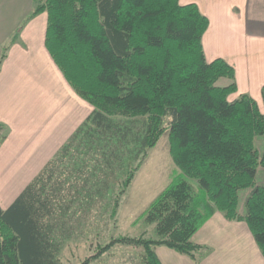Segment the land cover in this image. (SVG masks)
<instances>
[{"label": "trees", "instance_id": "obj_1", "mask_svg": "<svg viewBox=\"0 0 264 264\" xmlns=\"http://www.w3.org/2000/svg\"><path fill=\"white\" fill-rule=\"evenodd\" d=\"M43 11L45 48L93 108L12 202L0 206V264H62L58 253L80 220L107 210L109 217L116 214L140 163L134 161L166 129L181 172L141 215L154 225L155 237H111L81 264L117 243L141 247L144 264H161L158 245L197 260L203 246L192 236L216 210L245 221L264 259V185L254 182L264 166V149L254 145L255 136L264 135V85L263 111L246 93L228 99L237 89L234 69L222 58L205 59L201 36L209 21L197 5L33 0L29 17ZM16 37L2 46L0 65ZM221 77L230 81L219 85ZM4 129L0 122V143ZM245 188L250 190L240 214L239 191Z\"/></svg>", "mask_w": 264, "mask_h": 264}, {"label": "crops", "instance_id": "obj_2", "mask_svg": "<svg viewBox=\"0 0 264 264\" xmlns=\"http://www.w3.org/2000/svg\"><path fill=\"white\" fill-rule=\"evenodd\" d=\"M191 2L209 21L201 36L205 59L222 58L234 69L237 89L228 99L246 93L263 111L264 0H179ZM32 8L33 0H0V53L17 33L0 65V122L10 127L0 143V174L18 175L19 192L92 110L81 97L79 103L45 48L46 12L29 17ZM229 81L221 77L217 82ZM14 198L4 203L1 193L0 206L7 207ZM192 240L203 246L197 260L164 245L156 246L155 253L161 264L264 261L245 221L229 220L217 210Z\"/></svg>", "mask_w": 264, "mask_h": 264}, {"label": "rangeland", "instance_id": "obj_3", "mask_svg": "<svg viewBox=\"0 0 264 264\" xmlns=\"http://www.w3.org/2000/svg\"><path fill=\"white\" fill-rule=\"evenodd\" d=\"M216 83L218 84V82ZM219 84L221 85V83ZM78 101L82 103L80 97ZM88 104V110L93 108L90 103ZM80 119L81 122V116ZM122 119L126 118L122 117ZM135 125L137 124L135 123ZM163 125L165 128L168 126V118H164ZM9 130L10 127L7 126V130H2V134L4 133L7 137ZM254 145L261 152L264 149V135H256ZM139 158L134 161L133 166L137 164L138 160L140 163L128 187L119 197L116 214L109 217V210H107L102 217L92 213L84 216L85 218L80 220L78 229L64 242L58 253L62 264H81L85 257L96 252L97 248L108 242L111 237H155L154 225L146 222L141 215L149 202L170 183L174 176L181 172L169 152L167 129L161 134L154 146L146 150V155ZM258 168L254 182L257 185H264V166ZM0 176L2 178L0 205H2L1 203H5L17 195L19 183L16 184L18 175L0 174ZM184 178L191 184L194 191L200 190L199 184L194 178L188 176H184ZM249 190L250 188H245L239 191L237 211L240 214L244 212V199ZM1 193L3 202L1 201ZM98 211H101L100 205ZM72 223L75 222L72 221ZM76 231L78 232L76 233ZM142 251L139 246L117 243L88 264H144ZM161 256H163L162 253Z\"/></svg>", "mask_w": 264, "mask_h": 264}]
</instances>
